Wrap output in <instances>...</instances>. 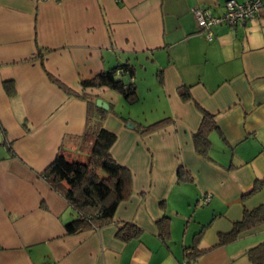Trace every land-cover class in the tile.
Instances as JSON below:
<instances>
[{
	"label": "crops",
	"instance_id": "0c3cea01",
	"mask_svg": "<svg viewBox=\"0 0 264 264\" xmlns=\"http://www.w3.org/2000/svg\"><path fill=\"white\" fill-rule=\"evenodd\" d=\"M226 1L0 0V264H252L247 250L264 241V223L224 244L219 236L264 206V187L242 198L264 181V8L241 26H213L208 41L194 11L223 16ZM127 63L133 104L113 89L94 93L111 106L103 128L132 193L112 223L67 235L75 213L40 174L57 154L85 159L86 102L46 73L80 93L81 80ZM204 113L216 128L202 155L194 135ZM121 221L142 235L119 240ZM202 227L203 251L188 262Z\"/></svg>",
	"mask_w": 264,
	"mask_h": 264
},
{
	"label": "trees",
	"instance_id": "16d2710c",
	"mask_svg": "<svg viewBox=\"0 0 264 264\" xmlns=\"http://www.w3.org/2000/svg\"><path fill=\"white\" fill-rule=\"evenodd\" d=\"M44 51L45 49L38 48L42 67ZM123 74L130 78L127 84L121 79ZM46 75L50 82L65 94L86 102V119L81 138L90 145L84 160H68L63 154H57L40 176L66 200L70 209L75 213V216L64 226L67 235L89 230L97 231L112 223L119 204L129 199L132 193V175L126 167L118 164L110 153L116 137L103 128V122L111 106L109 105V109L97 106L96 100L99 97L94 91L103 87L113 89L120 93L128 104H133L136 101L134 67L128 63L117 65L89 79L81 80L80 93L73 91L49 73ZM4 87L9 93L13 88L12 81H5ZM181 95L184 99L190 98L187 92ZM168 123L169 120L165 118L143 126L140 132L147 134ZM215 128L213 117L204 113L198 131L194 135V145L200 154H207L210 146L208 134ZM179 176L181 177L180 173ZM262 187H264V181H256L250 192L242 198L245 199ZM262 223H264V206H258L252 210L244 209L241 220L233 223L231 231L219 236V244L231 241L241 231ZM116 224V237L123 242L142 235V229L134 223L121 221ZM204 228L202 227V230L194 237V246L188 255V262L196 261L203 251L197 250L195 246ZM247 257L252 264H264V241L249 248Z\"/></svg>",
	"mask_w": 264,
	"mask_h": 264
},
{
	"label": "built area",
	"instance_id": "2783aa9c",
	"mask_svg": "<svg viewBox=\"0 0 264 264\" xmlns=\"http://www.w3.org/2000/svg\"><path fill=\"white\" fill-rule=\"evenodd\" d=\"M264 8V0H227L225 3V13L223 16H213L208 10L194 11L196 24L204 34L206 40L213 39L212 28L215 25L226 24L230 27H237L258 16ZM210 195H204L200 199L201 204L209 202Z\"/></svg>",
	"mask_w": 264,
	"mask_h": 264
},
{
	"label": "water",
	"instance_id": "95a60500",
	"mask_svg": "<svg viewBox=\"0 0 264 264\" xmlns=\"http://www.w3.org/2000/svg\"><path fill=\"white\" fill-rule=\"evenodd\" d=\"M96 105L101 106L104 109H108V107H109L108 104L105 101H103L102 99H97Z\"/></svg>",
	"mask_w": 264,
	"mask_h": 264
}]
</instances>
